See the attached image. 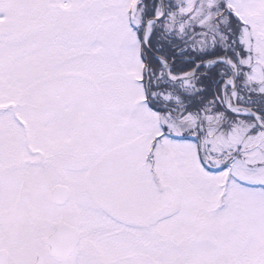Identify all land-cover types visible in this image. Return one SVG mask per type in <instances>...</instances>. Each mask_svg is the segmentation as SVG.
<instances>
[{
    "label": "snow or ice",
    "instance_id": "6c2138e0",
    "mask_svg": "<svg viewBox=\"0 0 264 264\" xmlns=\"http://www.w3.org/2000/svg\"><path fill=\"white\" fill-rule=\"evenodd\" d=\"M0 264H264V0H0Z\"/></svg>",
    "mask_w": 264,
    "mask_h": 264
}]
</instances>
